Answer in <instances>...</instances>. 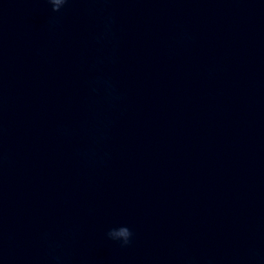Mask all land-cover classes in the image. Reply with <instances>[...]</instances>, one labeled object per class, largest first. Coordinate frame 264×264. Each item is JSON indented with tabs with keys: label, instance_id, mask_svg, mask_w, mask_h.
Instances as JSON below:
<instances>
[{
	"label": "water",
	"instance_id": "95a60500",
	"mask_svg": "<svg viewBox=\"0 0 264 264\" xmlns=\"http://www.w3.org/2000/svg\"><path fill=\"white\" fill-rule=\"evenodd\" d=\"M122 224L127 248L105 235ZM50 244L67 264H264V0H0V264Z\"/></svg>",
	"mask_w": 264,
	"mask_h": 264
},
{
	"label": "clouds",
	"instance_id": "9594fccd",
	"mask_svg": "<svg viewBox=\"0 0 264 264\" xmlns=\"http://www.w3.org/2000/svg\"><path fill=\"white\" fill-rule=\"evenodd\" d=\"M48 4L53 13H62V11L72 2V0H44ZM58 23V17H52L50 24L55 26ZM114 20L111 16L105 18V28L104 32L97 38L98 40L109 39L112 33V25ZM93 90L102 89L106 98L110 102L121 99L119 94L116 92L115 86L110 80L107 79H97L93 82ZM101 138L106 139V133H101ZM88 155V154H86ZM106 238L110 241L117 243L121 248H127L131 246L134 239V232L127 225H119L115 227H110L105 233ZM59 246L56 244L49 245V254H48V264H67L66 256L58 251ZM188 264H193V261L189 260Z\"/></svg>",
	"mask_w": 264,
	"mask_h": 264
}]
</instances>
